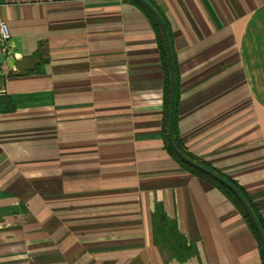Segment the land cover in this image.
<instances>
[{
  "label": "crops",
  "instance_id": "crops-1",
  "mask_svg": "<svg viewBox=\"0 0 264 264\" xmlns=\"http://www.w3.org/2000/svg\"><path fill=\"white\" fill-rule=\"evenodd\" d=\"M183 147L264 223V0H149ZM0 264H261L229 198L163 138L165 60L129 0H0Z\"/></svg>",
  "mask_w": 264,
  "mask_h": 264
},
{
  "label": "trees",
  "instance_id": "trees-1",
  "mask_svg": "<svg viewBox=\"0 0 264 264\" xmlns=\"http://www.w3.org/2000/svg\"><path fill=\"white\" fill-rule=\"evenodd\" d=\"M129 1L132 2V3H135L141 9H143V11L146 13V15L149 17V19L153 23V25H154V27L156 29V32H157V37H158L160 50H161L162 56H163V58L165 60V87H164V93H163V105H164L163 138H164V143H165L166 149L172 154V156L179 162V164L184 169H186V170H188L190 172H193L194 174H196V175L208 180L214 186L219 188L229 198V200L233 203V205L241 213V215H242L243 219L245 220V222L247 223L249 229L251 230V232L255 236V238L257 240V243H258V246H259L261 264H264V245H263V242H262V240L260 238V235H259L254 223L252 222V219L250 218L248 212L246 211V209L244 208V206L240 202V200L237 198V196L230 189H228L224 184L219 182L217 179L213 178L212 176L206 174L205 172H203V171L197 169L196 167L190 165L189 163L185 162L172 149V147L170 145V142H169V139H168V133H167V118H168V108H169V99H170V69H169V62H168V57H167V52H166V48H165V44H164L162 31H161L160 25L158 24L155 16L145 6H143L141 3H139L136 0H129ZM159 15L161 16V18H163L161 13H159ZM172 59H173V62H174L173 55H172ZM175 81H176V71H175ZM175 84H176V82H175ZM176 105H177V88H176V85H175V100H174V112H173V121H172V132H173V138H174L175 144L177 145L178 149L184 155L189 157L190 159H192V160L196 161L197 163H199V164L211 169L212 171L218 173L219 175H221L224 178H226L229 182H231L240 191V193L243 195V197L246 199V201L250 205V207L253 210V212H254V214H255V216L257 218V221L259 222V225L261 226V228L263 230V233H264L263 220H262L261 216L258 214V212H257L255 206L253 205V203L250 201V199L246 195V193L243 190V188L240 187L237 183L232 181L227 176H225L222 173H220L215 168H213V167L207 165L206 163H204L203 161H201L199 158H197L196 156L191 154L189 151H187L183 147V145L181 144V142H180V140L178 138V135H177V129H176Z\"/></svg>",
  "mask_w": 264,
  "mask_h": 264
},
{
  "label": "water",
  "instance_id": "water-1",
  "mask_svg": "<svg viewBox=\"0 0 264 264\" xmlns=\"http://www.w3.org/2000/svg\"><path fill=\"white\" fill-rule=\"evenodd\" d=\"M139 3H141L143 6H145L156 18L158 24L160 25L163 39H164V44L167 52V57H168V62H169V69H170V99H169V108H168V118H167V133H168V139L170 142V145L174 152L182 158L185 162L189 163L190 165L196 167L197 169L205 172L206 174L212 176L213 178L217 179L219 182L224 184L228 189H230L240 200V202L243 204L244 208L248 212L250 218L252 219V222L254 223L260 238L263 242L264 245V233L259 225V222L257 221V218L251 209L250 205L246 201V199L243 197V195L240 193V191L231 183L229 182L226 178L223 176L219 175L218 173L212 171L211 169L197 163L196 161L190 159L186 155H184L177 147L175 144L174 138H173V132H172V121H173V112H174V100H175V75H174V67H173V62H172V57H171V52H170V46H169V41H168V35L167 31L164 25V22L159 15L158 11L153 7V5L148 1V0H136Z\"/></svg>",
  "mask_w": 264,
  "mask_h": 264
},
{
  "label": "built area",
  "instance_id": "built-area-1",
  "mask_svg": "<svg viewBox=\"0 0 264 264\" xmlns=\"http://www.w3.org/2000/svg\"><path fill=\"white\" fill-rule=\"evenodd\" d=\"M11 34L6 21L0 16V54H9Z\"/></svg>",
  "mask_w": 264,
  "mask_h": 264
}]
</instances>
